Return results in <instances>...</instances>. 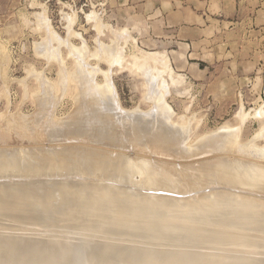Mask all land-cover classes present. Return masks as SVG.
Wrapping results in <instances>:
<instances>
[{
  "label": "rangeland",
  "instance_id": "1",
  "mask_svg": "<svg viewBox=\"0 0 264 264\" xmlns=\"http://www.w3.org/2000/svg\"><path fill=\"white\" fill-rule=\"evenodd\" d=\"M70 46L82 54L80 52L75 53L76 50L73 51ZM78 48H82V50H78ZM114 50L118 52H114ZM152 52L162 53L169 59L173 76L164 73L162 79L161 74L153 71L154 64L150 63L148 66L144 61L136 62L135 57L143 58L141 55ZM77 53L79 56L75 55ZM108 54L111 56L109 57ZM111 60L113 62L116 60V63H112ZM148 68L153 73L148 74ZM156 68L155 66L154 69ZM95 69V72L98 71L97 74L94 73ZM92 73L96 75L93 80L95 86L104 87L106 78H109L108 82H111L112 85L108 82L106 85L109 84L112 87L111 93L113 91L117 96L115 100L120 108L117 109L119 113L122 110L123 114H128L130 117L138 114L148 116L145 119L149 121L152 118L155 121L156 115L162 113L160 108H155L156 102L149 97L151 88L148 89L150 84L154 87L155 82L153 80L158 79L155 83L157 88L155 86L156 89L153 88L152 91L156 90V93L159 92L158 95L164 97L165 104L162 101V108L163 110L170 108L171 111L167 110L172 114L171 119L161 120L162 123H165H163V127L164 125L165 127L169 126L171 131L177 130L181 134L176 131L174 135L165 134L172 135V139L170 136H164V134H161L164 138L159 136L156 139L153 138L157 136V131H159L156 126L157 128L155 131L152 130L149 137L137 135L138 138H135L128 133L131 128V126H126L128 123L126 117L128 116L123 117L122 113L119 114H122L121 119H117V121L120 120V122L118 121L119 124L123 123L125 118L126 125H123L125 122L119 125L115 119H112L111 123L116 124L110 126V122H108L111 120L110 118L107 121L108 117H105L104 121L100 114L96 115L97 111L101 112V108L98 110V104L100 107V102H103V97H105L104 95L107 96L108 91H105L107 94L104 95L105 92H99L97 96L94 93L97 98H90L89 91H93L91 90L93 86L90 88L88 83L94 85ZM86 76H91L90 82L86 83L84 80ZM147 79H150L152 83L149 84L150 80ZM161 80L163 82L165 80L164 85L161 84ZM83 94L87 97L85 96L86 99L82 100L85 98L82 97ZM98 96L101 101L97 103ZM89 102L90 105L91 103L94 105L90 106ZM93 107L95 113L94 109H90ZM154 109L158 110L154 112ZM241 109L245 113L244 117H239ZM150 111H153L154 115L157 112L158 114L153 116L151 115L153 112ZM79 112L85 115V112H88L87 117L89 119L95 117L99 119L100 116V125L104 128V124L101 122L105 124L108 122L105 127H110L105 129L111 128L112 133L109 130L107 132L106 130L103 131V128H99L98 130L103 131V134L99 133L100 136L97 134L94 137L96 138L95 141H101L92 142L94 137L91 136V133L93 131L96 133L95 130L97 131V127H100L96 124L99 120L95 118L98 122L96 121L94 124L97 126L91 129L94 126L91 121L95 122V119L89 120L83 114L84 117L83 115L82 117L88 120L85 121L81 118L80 120H84V122L80 121L83 124L79 125L77 118L81 117L77 114ZM132 113L134 115H130ZM89 114H93L94 116L91 115L93 118H90ZM149 115L153 117L151 118ZM75 124L81 127L82 130L80 131H89L86 132L87 135L84 132V138L81 136L83 132L80 133L75 127H72L77 126ZM89 125L90 128L87 130ZM116 125L123 127H115ZM124 126L128 128V131ZM169 127L166 128L169 129ZM176 127L178 128L175 129ZM113 129H115L116 134ZM90 131L92 132L90 133ZM106 132L108 133L106 137L102 136ZM59 133L63 136H55ZM70 133L75 135L71 137ZM113 133L116 136H121L122 139L117 138ZM124 133H128L127 135H130L132 139ZM64 134L70 136L69 138L66 136L69 142H67L68 140L65 141ZM111 134L115 137V142H111L114 141V138L111 139L110 137ZM152 134L153 136H151ZM76 135H78V139ZM124 135L128 138L124 139ZM85 136L88 138L87 140ZM62 137H64V141ZM143 138H145L144 141H141ZM118 139L120 140L119 145L116 143ZM207 140L209 142H206ZM254 140H257L258 147L264 148V0H0V149L4 146L8 149L19 147L23 151L22 148L27 150V148L34 147L38 148V153L39 147H42L40 150L43 152L47 149V152L44 151L45 155L41 152V156L44 155V157L49 158L48 156L52 155V149L54 152H58L70 142H72L70 146L75 145L74 148L70 149L85 148L81 154L85 156L90 147H93L91 151L98 150L100 154L101 147H104L105 151L102 150V154H106L107 149L110 150L111 153L108 151L106 155L108 160L111 158L114 163L118 162L117 160L120 161L121 158L123 159V156L126 160H133L132 163L135 164L129 162L133 166L127 165L128 161L125 163L126 160H121L122 163L126 164V167L130 166L126 169L130 171L131 168V174L136 171L137 175V166L141 163L138 168L141 170L138 172L142 175L139 176L138 173V178H136L134 173L135 177L133 178V175L131 176L130 172H127L122 163L119 162L122 164L121 166L119 163L112 164L115 167L111 165L113 162L109 160V168H111L110 165L112 168L120 166L119 169L123 166L127 172L125 174H129L126 177L132 179V182L127 179L125 182L120 181L121 185L118 179L121 173L122 176H125L123 173L125 171L124 169H122L123 172L117 169L121 172L119 177L118 175L114 178L108 176L110 177L109 184L113 185L116 182L119 187L121 185L123 188L134 189L140 193L144 192V188L147 187L146 189L151 191L146 192L156 195L162 193L163 195L167 191L164 189H167V185L170 183L171 191L168 190L167 193L171 192L170 194L173 193V196L187 200L190 204L196 202V204L199 203L200 206H203L205 201L207 203L212 199L209 194L212 193L213 189H220L217 191L222 192V189L226 187L224 190L229 191V188L230 190L232 188L231 184L232 186L233 184L236 185V182L231 183L234 182L233 180L229 182L230 177L227 178L228 180L222 177L223 171L228 169L227 162L223 163V159H225L224 161H233L232 158H234V162H236L237 158L251 160L262 157L259 155L251 158V155L243 153L251 151L250 147ZM218 141L220 142L218 143ZM101 142L102 144H100ZM81 144L87 147H82ZM246 145L250 147L246 148ZM97 147L99 148L96 149ZM54 148L59 150L55 151ZM86 148H88L87 151ZM48 149H51L50 154ZM54 152V155L50 157L52 159L57 156ZM89 152L87 153L88 161L92 158H89L90 153L94 151ZM125 152L129 156L124 155ZM118 153L119 155H117ZM120 153L123 154L120 155ZM102 156L99 157L102 158ZM110 156L116 157V160ZM117 156L122 157L117 159ZM81 157L83 158V156ZM94 158H92L93 162L96 161V157ZM104 158L102 162H106L107 159ZM263 158L261 159L264 163ZM139 159L140 162H136ZM141 160L143 164L147 162L148 165L142 166ZM206 161L207 164L211 161L210 165L203 164ZM223 164L226 166H222ZM202 165L206 167L203 166L202 168ZM218 165L221 170L214 169L212 172L211 168ZM208 166H210L211 172L207 170ZM115 168L112 170L115 171ZM106 170H102V173L100 171L103 178L107 173ZM143 170L144 172H141ZM169 170L171 171L170 175L167 172ZM173 170H175L174 174H172ZM69 171L65 173L66 176L61 175L59 177L58 175L48 177L49 175L46 174L47 178L45 174H42V181L51 180L52 182V179L54 181L59 179L57 182H61V179L63 182L66 178L69 181L68 178L73 177L71 171V176L67 175ZM108 172L112 171L109 170ZM0 173V175L5 174L8 178L0 177L2 179L0 182L3 181L1 183L7 181L6 183L9 184L8 181L12 179L13 182L16 180L20 182L21 178L20 183H23L22 181L26 179L13 175L14 178L11 175L8 177L6 172ZM35 175L37 174L35 173ZM89 175L83 176L84 180L85 178L88 179ZM93 175L95 176L96 173ZM100 175L93 178L94 176L91 174L89 179L91 178L92 181L102 180ZM106 175L105 177H107ZM37 176L39 178V175ZM99 177L100 179H97ZM73 178L69 181L71 185L72 182L80 180L75 179V176ZM39 179L41 180V178ZM110 179L112 180L110 181ZM91 180L89 182H92ZM207 181H211V183ZM205 182L209 184L206 183L207 186H205ZM158 186H161L160 189L157 188ZM234 186L232 190L238 188V186ZM239 189H237L238 192L243 191L241 189L239 191ZM197 196V201L200 202L195 200ZM61 206L63 205L61 204ZM65 206L67 205L63 207L65 208ZM59 207L60 205L57 208ZM211 209L213 208H209L208 211L212 212ZM54 210L56 211L52 209L56 213L61 209L55 208ZM49 211L42 210L39 213H43V215L47 213L45 216H48L53 213H49ZM4 218L6 217L4 216ZM4 218L0 216V235L2 236H8L7 238L25 237L27 240L33 241L40 238L48 239L43 236L44 233L38 227L31 228L27 222H14L10 218ZM186 221L190 222L192 218L186 219ZM57 223L60 225L59 222ZM130 232L134 236L129 238L131 240L126 245L136 246L137 238L134 237H139L137 233H145V231ZM150 243H153L152 248L162 252L164 249L187 250V248H178L173 245L162 248L158 241H150ZM191 245L194 247L188 250L203 251L200 245L196 246L198 243H191Z\"/></svg>",
  "mask_w": 264,
  "mask_h": 264
},
{
  "label": "bare ground",
  "instance_id": "2",
  "mask_svg": "<svg viewBox=\"0 0 264 264\" xmlns=\"http://www.w3.org/2000/svg\"><path fill=\"white\" fill-rule=\"evenodd\" d=\"M69 31L71 32V30ZM72 50L75 51L76 49L72 48ZM78 50H82V48L81 49L78 48ZM84 50H86V48H84ZM116 51L114 50V52ZM76 52H80V51L76 50L75 53ZM78 54L79 53L75 55L77 56ZM118 55L116 56L118 57ZM110 56L111 54L109 55V57ZM141 57L143 58L135 57L136 62L144 61L148 64V66L150 65V63L154 64L157 68L154 69L155 68L154 66L153 71L154 72L157 71V73L161 74L160 77L162 79H163L162 74L164 73H169L170 75L173 74L172 73L173 71L170 67L169 59L164 54L159 53V52H152V53H147L143 56L141 55ZM114 62L112 61V63ZM158 66H160L161 68ZM149 68H148V74L152 72V70L150 71V69L152 68L150 69ZM95 71L96 69L94 70V73L97 74L98 71L97 72ZM94 73H92L93 75L92 81L94 80V76H96ZM107 78H106L105 86L103 85L104 87L95 86L94 81H93L94 85L88 83V86L90 85V88L91 86H93L92 88H94V89L91 88V90H93L92 92L89 91L90 88L88 89V91H89V95H91L90 98L96 97L99 94V92L108 91V94L106 92L103 93V95L107 94L108 96L107 97L106 95H104L105 97H103V102L100 100V97H99L102 93L98 96L99 101L96 99L97 103L100 101L102 102V103L100 102V105L102 107L101 106L99 107V104H98V110L101 108V112L99 113V111L96 110L98 112L96 115L100 114V116L103 118L104 121L106 119L105 117H108L107 121L111 119L110 121H108L110 122L109 125L111 126V124H114V125L116 124V123H111L112 119H115V121H117V119H121L122 117L121 115L123 114V112L121 110L120 113L122 114L119 115L120 113L119 111H117V109L119 108L115 100V97L117 96L114 94L113 91L111 93L112 87H110V85L112 84H110L111 82H108L109 78L108 79ZM150 79L152 80L151 77ZM150 79H147V80H150ZM84 80L86 81V83L90 82L91 76H86ZM151 80L149 81V84L152 83ZM153 81L156 83L158 79H156V81L155 80ZM107 82L110 85L109 84L106 85ZM161 82H162L161 84L164 85L165 80L164 82L161 80ZM155 83H154V87L152 84H150V87L148 89L151 88V91H152V89L155 88V86L157 85ZM167 87L165 88L167 89ZM166 89L165 91H167ZM83 91L85 90L83 89ZM151 91L149 90L150 99L156 102L155 108H158V109L160 108L159 110L162 111V113L159 111L161 113V114L159 113V115H156L158 114V112L155 113L156 115L155 121H153L154 118L152 117L155 116L154 112L155 110H158V109H154L153 110L154 112L150 111L151 113L153 112V114H151L153 116L149 115V117L152 118L151 120L152 122L149 121L148 119H145L146 116L144 115L142 116L139 114L134 115L133 113L130 115H134L135 117L134 116L130 117L128 116V114L127 115L123 114L124 115L123 117L128 116L126 117V119L128 118L127 119L128 123L126 122L125 118H124L125 121L123 120L125 122V123L123 122L124 124L123 123L119 124L120 120H118L119 122L118 121L117 122L119 125L121 124L126 125L127 123L126 126L128 127L131 126L130 128L131 131L129 130L130 132L128 131V128L126 126L124 127H126L128 133L130 135H133V137L135 136V138H138L137 135H143V137L147 138L150 136V133H152V130L155 131V128L157 127H158L157 129L160 132L157 131V134H156L157 136L156 137L154 136L153 138L158 139L159 136L160 138L161 137L164 138V136L166 137L170 136L171 138V136L174 135L177 130L171 131L172 129H170L169 126H166V127H169V129L166 128L165 125H164L165 127L164 128L163 127L164 122L163 123L161 122V120L164 121L166 119L167 120L171 119L172 117V114L170 112L171 109L167 108L170 111H168L167 109L163 110L162 106L164 103V99H163L164 97L161 95H158L157 93L159 92L156 93L155 92L156 90L152 92ZM109 92L111 96L109 95ZM94 93L96 94V96H94L95 95ZM84 94H87V93H84ZM84 94L82 95V97H85V96L87 97V95L84 96ZM86 97L82 98V100L86 99ZM80 101H81V98H80ZM89 105H90V102H89ZM94 107L90 109H94ZM90 111H93V110H90ZM90 111L89 113H91ZM81 113L80 112L77 113L81 115V117L80 116L77 117L79 119V125L82 122H84V120L86 121L89 119V117H87L88 112H85L86 115L83 113L85 117H87L88 119L87 118L84 119L83 118L84 115ZM94 113H95V109H94ZM102 114L104 115V117ZM91 115L94 116L93 114ZM91 115L89 114V116ZM92 116L90 118H93ZM100 116H99V119H100ZM244 116H245V113L243 112V109H241V112L239 113V117H244ZM81 118L84 120H80ZM94 119H89V120H94ZM96 119H98V117ZM96 119H95V122L91 121V123L92 124L96 123L97 121ZM80 121L82 122L80 123ZM87 122H90V121H87ZM108 122H106L107 124H105L104 122H101V124L102 123L104 124V128H103V126L100 125V120H99L98 122L99 124L98 123L96 124L99 125L100 127H97V131L95 130L96 133H94V131L93 132L90 131V133L92 132L91 136L94 137V135L96 136L99 133L103 134V131L106 130L105 128L110 127V126L105 127V125H108ZM165 122H168V121H165ZM79 125L72 126V127H75L76 130L80 131L82 129H80L81 127H78ZM97 125L95 124L94 126L92 125L93 128L91 127V129H94V127ZM119 125L118 126L116 125L115 127H120ZM72 127L71 129L74 130V128ZM85 127L87 128V126ZM89 128H90V125L87 128V130ZM99 128L100 129L103 128V131L101 130L102 132H100L98 130ZM120 128L119 130H122ZM177 128L178 127H176L175 129ZM110 129L108 128L106 131L108 132L109 130V132L112 133ZM115 129H113V132L115 131ZM119 130H118V133H119ZM123 130L125 132V128ZM77 132H75V134H77ZM81 132L83 131H80V133ZM84 132L86 133L87 131L84 130ZM84 132L81 135L82 138H84L83 137V134H85ZM107 132L105 133V135H102V136L106 137V135L108 134ZM87 133L85 135H87ZM128 133H124V134L127 135ZM167 133H170L172 135L170 134L165 135ZM178 133L181 134V132H178ZM65 134H64V137L66 138L65 141L68 140L67 142H69V139H67V137L69 138L70 136L72 137V135H75L73 133L72 134L70 133V136H68L69 134L68 133L66 137ZM101 134H99L98 136H100ZM115 134H116V131H115ZM120 134H117V135H120ZM161 134L162 135L164 134V136H161ZM58 135L60 136L62 134L59 133V134H56L55 136H58ZM113 135L112 134L110 135L111 139ZM130 135H127V136L131 138ZM76 136L78 139V135ZM151 136H153V134ZM64 137H62V140L64 139ZM89 137L90 136L88 135V138ZM116 137L121 138V136H116ZM181 137H183V135H181ZM88 138L86 137V140ZM113 138H114V141L113 140L111 141L110 139L111 142H115V137ZM126 138L128 137L125 136L124 139ZM145 138L141 139V141L142 140L144 141ZM55 139H58V138H55ZM95 139L96 138L94 137V139H92L93 140L92 142H94ZM177 139L180 140L179 138ZM77 141L79 142V140ZM117 141L116 143H118L119 145L120 140L118 139ZM256 141L254 140V142H252L253 144L251 143L252 144L251 147L253 149L250 146H248L250 147L251 151L246 150L247 152H243L245 151V149H243L242 152L245 153L246 155L247 154L251 155V158L252 157L254 158V156L258 157L259 155L260 157L261 156L264 157V148L258 147L256 144ZM206 142H209V141L207 140ZM219 142L220 141H218V143ZM70 144H72V142H70L69 144H66L68 147L65 145L67 148L64 146L65 148L63 147V149L58 152H54V150L52 149V153H51L50 151L51 149H48V153L50 152L52 154L51 156L54 155L53 152L57 155L55 156V158L53 157V159L50 158L51 156H48L49 158L44 157L45 150H43V152L42 150H40L42 147H39L38 153L40 154L42 152L44 154V155L42 154L43 156H41V154L39 155L37 153L38 148H34V147L30 149L27 148V150L25 148H22L23 151H21V148L19 147L11 148L12 149L11 150V149L6 148V146H4L2 147V149H0V172L2 173L6 172V175L7 176L11 175V177L20 176V177L26 178L22 181L23 183H20L22 178L20 179V182H17L16 179H14L16 181L13 182L12 178H11L12 179L11 181L13 183L11 181H8L10 182L9 184L6 183L7 181L6 182L4 181V183H1L3 181L0 182V216H3V218L5 216L6 218L4 219L10 218L11 221H14V222H22V221L27 222V224H30L31 228L38 227L40 228L42 233L45 234V235L43 234V236H46L48 238V239L40 238L36 240L34 239L33 241V240H27V238L25 237L7 238L8 236L0 235V264H264V193H263L264 191V163L262 162L263 161L261 159L262 157L261 158L259 157L260 159H251V160H248L247 158L245 160H240L239 158H237L239 160L237 161L236 159V162H234V158H232L233 161L232 160L224 161L225 159H223L222 162L223 163L227 162L228 169H226L227 167L225 168L226 171H223V175L221 174L222 177L225 178V180H228L227 178L230 177L231 179L229 178V182L233 180L234 182H231V183L236 182V185L237 183H239L237 185L238 188H235L234 190H232L234 184L233 186L231 184L232 188L231 190L229 188V191L224 190L226 189V187L222 189V192H218L220 189L219 190L217 189L218 191L215 189L216 190L215 191L212 188L214 192L212 191V193L209 194L212 199L209 198L211 199L210 201H207V203L205 201V203H203V206H200L199 203L196 204V202H194L190 204L187 200H183V199L181 200V198L173 196L172 195L173 193L170 194L171 192L167 193L168 190L171 191L169 187L170 183H168L167 189L166 188L164 189L165 191L167 190L166 192H164L167 194L163 193V195L162 193H160L161 195L149 193L151 191L149 189H148L149 192H146L148 191L146 189L147 187L144 188L145 191L141 193L134 189L123 188L121 186L122 184L120 183V181L125 182V179H127V180H130L129 182H132V179H128V177H126L127 174H125L132 170L130 168V171H129L126 168L133 166L131 164H135V163H132L133 161L132 159H131L132 161H129L124 158L125 156H123V159L126 160L125 163L128 161L126 163L127 165L129 164V162H131V164H129L130 166L126 167V164L124 162L122 163L121 161L123 160L121 158L122 156L121 157L117 156L118 157L117 159L121 158V160L120 161L117 160L118 162H115V163L116 164H118L119 162L122 163L125 166V169L127 170L126 172L123 166L121 169H119V167L122 165L120 163H119L120 166L115 168L116 166L112 165L115 163L112 161L111 158H109V160H111L110 162H113L111 163V165L115 166L113 167L115 168V171H113L114 169L112 168L111 165H110L111 168H109L110 163L108 160V156L106 155L107 152L110 150L107 149L106 154L103 152L104 153L103 155L102 150H104L103 149L104 147H101L102 148L101 154L98 150H97L98 152L96 150H93L94 152L96 151L94 153L93 151H91L93 147H90L89 151L93 153H90L88 151L91 154L89 158L96 157V161L93 162L91 158V160L89 159L90 161L89 162L87 159L88 152L86 153V156L81 155L83 153V150L85 151V148H80L79 150L78 149L79 147L77 146L78 148L70 149V148H74L75 146V145L70 146ZM100 144H102V142ZM246 144H249V143H246ZM81 146L87 147V146H83L82 144ZM248 147L246 145V148ZM98 148L99 147H97L96 149ZM43 149H46V148H43ZM54 149L55 151L59 150L56 148ZM87 149L88 148H86V151ZM79 151H82V152H79ZM46 152H47V149L45 153ZM48 153L47 155L50 154ZM109 153H111V151ZM122 154L120 153V155ZM117 155H119V153ZM124 155H126V152ZM190 155H192V153H190ZM81 156H83V158ZM99 156H102V158ZM126 156H129V155H126ZM103 157L107 159L106 162H102ZM110 157H112L113 160H116L115 159L116 157H113V156H110ZM57 159L59 160L57 161ZM227 160H229L228 157H227ZM136 162H140V159L139 161H136ZM141 162L143 164L142 160ZM210 162L208 163L209 165H210ZM144 164L142 166H144ZM203 164H207V161L206 163L203 162ZM217 164H220V163L217 162ZM139 165H141V163L138 164V166L137 165L135 166L139 168ZM203 166L205 165H202L201 167L203 168ZM220 166L218 165L216 166L217 168L216 167L211 168L213 171L209 169L210 166H208L207 170H210V172L211 171L214 172V169L219 170ZM222 166L225 167L226 164H223ZM107 167L108 169L106 170ZM138 168H137V175L140 174L139 176H141L142 174L139 173L141 169L138 170ZM71 169L73 170L71 171ZM104 169L106 170L105 172L108 173V175H106L107 173L105 175L107 177L110 176L113 178L116 175H118L119 177L121 173L119 170L123 172L122 169H124L125 172L123 173L125 176H122V173H121L119 179L117 177V179L119 180V183L121 184V185L119 184L120 187L117 185L116 182L114 183L116 185L109 184L108 181L110 177H108L107 179V177H105L104 175V178L107 179V181H105L106 179H104L101 174L102 170ZM69 170L73 173H71ZM109 170H111L112 172H108ZM67 171H69L67 174L69 175V177L71 176L70 175L71 173L73 177L74 176L76 177L75 179H80V180H77V181L73 180L74 182H72V185L70 184L71 182L69 183V181H71V178L73 177L68 178L70 179L69 181L66 178V180L63 182L61 179H60L61 182H57L59 180L58 178H57L58 180L56 179L57 181H54L52 179V182L49 179H48L49 180L48 182L47 180L45 182L42 181L43 180L42 174H45V175L47 174L49 175L48 177H52V176L56 177L57 175L59 177L61 175L66 176L65 173ZM171 171L170 170L167 171L169 175L171 174L170 173ZM174 171L175 170H173L172 174H174ZM131 172L129 174H131ZM135 172H133L131 176ZM141 172H144V170ZM35 173L39 175V178H41V180L37 178L38 176L35 175ZM93 173L94 174L96 173L95 176L97 177L101 174L100 176H102L101 177L102 180H97V179H100V177L96 179L97 181L95 180L92 181L91 178L89 179V177H91L90 176L91 174L92 176H94ZM97 173L98 174L100 173V174L98 175ZM216 173L217 172L215 171V174ZM86 175H89V177L88 179L85 178L84 180L83 176H86ZM135 175H133L132 177L134 178ZM137 175H136V178H138ZM2 176L7 178L5 174L0 175V177ZM34 176L35 177L37 176V177L35 178ZM95 176L93 178H95ZM120 179H123L124 181ZM90 180L92 182H89ZM111 180L112 179H110V181ZM133 181L135 180L133 179ZM207 182H205V186L211 183V181L209 183ZM165 186H166V183H165ZM165 186L163 184V187ZM239 186H240V189L243 191H240ZM246 186L247 188H244ZM160 187L158 186L157 188L160 189ZM216 188H217V185H216ZM237 189H239L240 192H238ZM177 193H180V192H177ZM197 199H198V196L195 198V200L197 201ZM61 204L63 206L64 205H67V206H65L64 208L63 206H61ZM54 205L56 209L58 210L61 209V210L56 213L53 212V211H56L54 210L55 209ZM57 205L58 206L60 205L59 207L60 209L57 208L58 207ZM209 208H213L211 209L212 212L208 211ZM62 209H65V210H62ZM40 210L41 211L43 210L46 212L51 210L53 213L49 211V213H52V214L45 216L47 215V213L43 215V213H39L41 212ZM35 212L36 214H34ZM191 218H192V221L190 222L186 221V219H191ZM57 222H59L60 225ZM58 226L62 228L60 229ZM28 228H25V229L27 230ZM35 230H38V229H35ZM143 230L145 231V233L139 232L137 233L139 237H134V238H137V240L135 241V243L137 244L136 246L126 245L127 242L131 240L129 238L134 236L131 234L130 231L138 232V231H143ZM118 241H120V243H118ZM150 241L152 242L158 241L162 248H167L166 246L173 245L178 248H184V249L187 248V250L177 251L174 249H170V250L164 249L163 250L164 252H162L161 250L159 251V250L152 248L153 243L151 244ZM191 243H196V244L198 243V245L196 246L200 245L203 251H200V250L191 251L192 249L188 250L189 248L194 247L191 245ZM231 259L232 260L234 259V260L232 261ZM228 260H229V263H227Z\"/></svg>",
  "mask_w": 264,
  "mask_h": 264
}]
</instances>
